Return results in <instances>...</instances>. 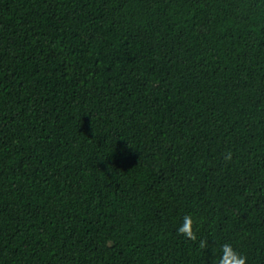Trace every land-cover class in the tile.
I'll use <instances>...</instances> for the list:
<instances>
[{
	"label": "trees",
	"instance_id": "trees-1",
	"mask_svg": "<svg viewBox=\"0 0 264 264\" xmlns=\"http://www.w3.org/2000/svg\"><path fill=\"white\" fill-rule=\"evenodd\" d=\"M225 243L264 264V0H0V264Z\"/></svg>",
	"mask_w": 264,
	"mask_h": 264
},
{
	"label": "clouds",
	"instance_id": "clouds-1",
	"mask_svg": "<svg viewBox=\"0 0 264 264\" xmlns=\"http://www.w3.org/2000/svg\"><path fill=\"white\" fill-rule=\"evenodd\" d=\"M232 152L229 151L224 154L223 159L225 163L232 161ZM193 218L191 215H186L183 217L182 224L177 228V233L189 241H197V235L193 230ZM209 246V241L200 240L199 248L207 249ZM247 258L238 253L230 243H225L220 249L219 258L214 261V264H246Z\"/></svg>",
	"mask_w": 264,
	"mask_h": 264
}]
</instances>
